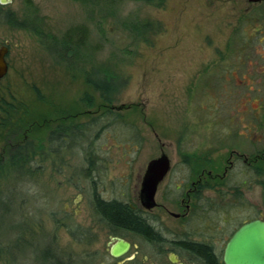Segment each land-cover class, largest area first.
Instances as JSON below:
<instances>
[{"label":"rangeland","instance_id":"1","mask_svg":"<svg viewBox=\"0 0 264 264\" xmlns=\"http://www.w3.org/2000/svg\"><path fill=\"white\" fill-rule=\"evenodd\" d=\"M79 28L85 44L66 45L65 35ZM2 46L8 71L0 81V158L6 161L20 136L44 148L21 178L0 179V264H41L46 249L74 264H122L127 256L132 260L124 264H164L167 255L155 254L168 242L217 234L169 216L178 211L169 201L174 183L210 186L224 170L225 187L204 191L218 209L207 218L229 231L264 219V2L249 8L244 0H8L0 7ZM101 74L121 82L106 100L85 82ZM105 109L123 124L101 118ZM18 115L27 121L21 133L14 128ZM99 117L76 145L49 152L54 127L83 128ZM161 153L171 171L148 219L166 242L119 236L132 248L111 259L113 238L93 212V195L140 209L146 165ZM213 240L220 257L227 235Z\"/></svg>","mask_w":264,"mask_h":264},{"label":"trees","instance_id":"2","mask_svg":"<svg viewBox=\"0 0 264 264\" xmlns=\"http://www.w3.org/2000/svg\"><path fill=\"white\" fill-rule=\"evenodd\" d=\"M117 1V0H114ZM71 33L65 35L66 45L73 46V48L82 47L85 44V31L83 28H79ZM74 37V39H72ZM85 82L90 85L94 91L98 92L104 100L107 99L109 95L115 92L121 85V82L118 78L108 74H101V79L97 82L92 81L91 79L85 78ZM19 117L16 120L15 129L17 132L23 131L27 127V121L23 116L18 115ZM101 118L111 117L113 119V124H123L121 123L119 116L115 113H112L109 110H104L100 116ZM100 117L92 120L83 128H78L71 125H57L54 127L48 134L46 139V145L51 154L56 155L60 152L61 149H70L72 146L76 145L78 141L83 140L87 133L91 130L93 125H96L100 121ZM128 128V125H123ZM22 128V129H21ZM21 133V132H19ZM99 132H96L95 137L99 135ZM43 145L35 147V144L31 141H27L20 137L15 139L14 144L9 147L8 156L6 161L0 158V179L7 175L9 177L21 178V176L27 173L25 171L26 166L29 165L31 159L35 156H40L43 153L41 152ZM86 156L85 160L89 167L92 165V151L85 150ZM248 169V168H247ZM264 181V180H263ZM237 187H233L232 190H236ZM240 203V198H236ZM92 206L94 214L100 219L102 223L107 227L110 234L118 236H131L143 239L149 244H161L163 243L162 235L157 232L155 227L148 221V218L142 215V212L138 209H132L130 205L118 201H105L101 199L96 193H94L92 198ZM209 214V213H208ZM207 214V215H208ZM207 222L214 223L213 220L207 218ZM216 225L218 224L215 222ZM241 222H237L236 225ZM210 224V223H209ZM70 227V226H68ZM73 235V230L70 232ZM187 247L188 245V254L202 261L203 264H220V259L213 252L212 248L209 246H201L195 243H192L188 239V242L183 243ZM38 260L41 264H74L73 259L70 256L58 257L52 255V251L46 249L44 252L40 253Z\"/></svg>","mask_w":264,"mask_h":264},{"label":"flooded vegetation","instance_id":"3","mask_svg":"<svg viewBox=\"0 0 264 264\" xmlns=\"http://www.w3.org/2000/svg\"><path fill=\"white\" fill-rule=\"evenodd\" d=\"M8 0H0V7L7 4ZM244 2L247 4V7L252 8L256 5H259L261 3H263L264 1H262L261 3H250L248 0H244ZM262 156H264V154H261ZM236 157L238 158V160L241 161V163L246 167V168H250L251 167V163H249L248 158L242 156V155H236ZM260 158V156L257 154L255 156V158H253L254 163L258 161V159ZM236 160V161H238ZM232 163H229V166H227L226 168H231ZM227 170H224L223 173L221 174V176H218V181L212 180V183L210 184V186L206 185L207 182H193L191 183V186L188 188V182L186 184H182L180 182H175L173 185V189L174 192L177 194H175L174 197H172V199H170L169 202L170 204H174L177 207V213L176 214H172L169 213V216L171 218H173L174 220H178V221H182L183 224L186 226L187 223L190 222H196V223H200L199 227H204L207 229H211V230H216L217 234H215L216 236L211 235V239L206 240L203 239L204 236L202 235L201 237L198 238V240H194L193 238L195 237L193 234L190 235L188 234V237L183 238L182 240H174L171 242H168L167 244L169 245L168 248H165L163 250L157 251V253L155 254V258L159 259L161 258L163 260L164 255H167V262L164 264H188V262H191L192 264H203L202 261H200L199 259H196L195 257L191 256L190 254H188V245L187 247H185V245H182L185 242H188V239L192 241V243L201 245V246H209L212 248L213 252L215 253V245H214V240L213 239H223L226 235H227V242L229 241V239L231 238V236L233 235V233L243 224L253 221V220H262L264 221V219L262 218H251L248 219L246 221L241 222L240 224L236 225L233 229H231V231L229 230H225L222 229L220 226H218V224L216 225V223H208L206 220V215L209 212H215L218 209L217 206H215L214 204H212L210 202V200H208V198H206L204 195V191L207 190L209 187L214 188L215 190L218 189V187L223 188L225 187V178L227 177L226 174ZM210 175V174H209ZM211 177V176H209ZM213 179V178H212ZM246 182H243V184H245ZM208 187V188H207ZM211 191V190H209ZM172 194L174 195L173 191ZM189 203V204H188ZM191 204V205H190ZM132 209H137L133 206H130ZM193 208V211H191V209ZM157 208V206H156ZM155 208V209H156ZM142 212V215L145 216L146 218H149V213L150 212H144L141 209H138ZM162 210L166 212V208L162 207ZM191 211V213H190ZM190 213V219L188 220V215ZM148 221L151 223V221L148 219ZM227 221H225V219H223V224H226ZM186 223V224H185ZM152 224V223H151ZM208 224V227L206 226ZM153 225V224H152ZM154 226V225H153ZM197 226V224H196ZM213 226V227H211ZM155 229L157 230V232H159L161 235V231L154 226ZM110 236H112L111 238H113V243H115L116 239H122L120 238L118 235H113L111 234ZM163 237V241L166 242V239ZM192 237V238H191ZM124 240V239H122ZM126 241V240H124ZM131 245L132 248V244L129 241H126ZM226 242V244H227ZM112 243V244H113ZM225 244V246H226ZM162 245V244H161ZM225 246L223 248L222 251V256L218 257L220 259L219 263L223 264L222 262V257H223V252L225 249ZM216 254V253H215ZM108 256L111 259H115L113 257L110 256L109 254V250H108ZM174 256V258H172ZM124 256L120 257L123 258ZM128 257V256H127ZM127 257L123 258L124 261L122 262V264H124L125 262H130L132 259H127ZM119 259V258H116ZM160 260V259H159ZM165 260V259H164ZM148 262V257H143V263ZM164 262V261H163ZM117 264V263H116ZM148 264H158V262L154 261V262H148Z\"/></svg>","mask_w":264,"mask_h":264},{"label":"water","instance_id":"4","mask_svg":"<svg viewBox=\"0 0 264 264\" xmlns=\"http://www.w3.org/2000/svg\"><path fill=\"white\" fill-rule=\"evenodd\" d=\"M248 1L257 4L264 0ZM7 52L6 46L0 48V81L8 71L5 61ZM170 171L171 163L164 153L147 163L138 193V204L142 211L152 212L156 208L157 191ZM130 248L128 242L116 239L109 247V254L115 259L120 258L128 253ZM222 262L223 264H264V221L253 220L240 226L227 242Z\"/></svg>","mask_w":264,"mask_h":264}]
</instances>
